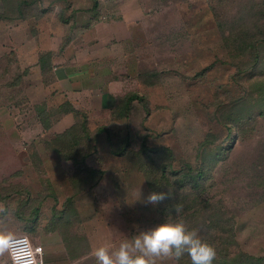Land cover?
<instances>
[{"label": "rangeland", "instance_id": "374dc122", "mask_svg": "<svg viewBox=\"0 0 264 264\" xmlns=\"http://www.w3.org/2000/svg\"><path fill=\"white\" fill-rule=\"evenodd\" d=\"M35 1L23 19L45 14L44 5L49 19H63L74 4L79 27L90 15L80 10L87 9L126 25L130 38L121 48H129L128 58L112 62L121 75L130 70L129 93L139 99L111 128L114 145L129 139L128 153L112 155L100 134L89 143L86 165L101 178L80 190L84 182L72 163L45 144L57 135L46 129L59 109L33 105L16 58L1 56L0 229L29 235L43 247L45 264H96V247L118 248L171 211L215 246L218 260L241 253L264 258V44L250 48L244 37L255 32L253 13L264 0H61L57 7L48 6L54 0ZM58 29L69 33L68 26ZM141 141L160 151L144 161L146 178L137 165ZM169 165L184 180L171 178ZM159 178L160 186H147L146 179ZM159 189L172 198L145 205ZM0 264H9L7 253ZM155 264L175 262L159 257ZM179 264H192L190 256Z\"/></svg>", "mask_w": 264, "mask_h": 264}, {"label": "crops", "instance_id": "0c3cea01", "mask_svg": "<svg viewBox=\"0 0 264 264\" xmlns=\"http://www.w3.org/2000/svg\"><path fill=\"white\" fill-rule=\"evenodd\" d=\"M59 1L54 0L48 6L62 5ZM45 6L46 13L31 20L4 19L1 16L5 7L0 0V57L16 58L21 69L20 78L26 84L33 105L42 103L47 108L59 109L46 130L61 134L83 115L89 130L97 126L111 130L113 124L127 119L116 118L113 111L118 100L134 88L130 70L121 75L112 62L128 58L129 48H121L130 38L126 25L91 15L95 10L87 9V12L80 10L81 15H90L86 25L79 27L74 20L79 12L74 4L68 5L69 12L63 19L60 15L49 19L50 13ZM51 22L55 25L51 26ZM58 26H68L69 33L66 35ZM71 31L77 35H72L73 32L70 35ZM42 54L48 56L43 58Z\"/></svg>", "mask_w": 264, "mask_h": 264}, {"label": "clouds", "instance_id": "9594fccd", "mask_svg": "<svg viewBox=\"0 0 264 264\" xmlns=\"http://www.w3.org/2000/svg\"><path fill=\"white\" fill-rule=\"evenodd\" d=\"M172 198L169 191H150L145 205L158 206ZM179 211V208H176ZM136 227V226H134ZM44 249L35 247L29 235L0 229V255L8 253L12 264H45ZM187 254L192 264H213L216 248L201 238L198 230L189 229L171 211L154 227L140 230L122 241L118 248L110 245L96 247L92 255L96 264H155L159 257H167L179 264Z\"/></svg>", "mask_w": 264, "mask_h": 264}, {"label": "trees", "instance_id": "16d2710c", "mask_svg": "<svg viewBox=\"0 0 264 264\" xmlns=\"http://www.w3.org/2000/svg\"><path fill=\"white\" fill-rule=\"evenodd\" d=\"M3 5L5 7V12L1 16L4 19H18L24 18L26 11L30 9V7L36 2L35 0H2ZM256 10L253 13L254 22H257L256 27L253 28L255 30L254 33H248L247 30L244 32V37L248 41L250 48L256 49L258 44H264V2L257 4ZM258 25V26H257ZM248 37V38H247ZM138 96L135 93H130L125 95L124 97L118 100L115 110L113 111V115L116 118H124L127 117L131 111V104L138 100ZM83 122L78 124L77 122L66 132L62 134L54 135V139L51 142L45 143L48 147H51L52 150L57 154L59 158L65 161H70L74 167L76 177H81L80 180L84 182V185L80 187V190L84 188H93L97 185L101 178V173H99L98 177L94 178V170L89 168L86 165V159L92 154L91 150L88 148L89 143L97 140L100 134L105 133L107 140L110 146V152L114 156H124L128 153L130 148V141L128 138H125L123 145L121 143L120 147L114 145L113 139L115 138L112 131L106 127H99L95 131V137L91 135L93 132L89 130L87 127V120L86 117L83 115L82 119ZM87 140V148L82 151L79 148V143ZM146 142L141 141L139 156L142 164H137L139 169L144 174L145 178L147 177L148 173L145 170L144 161H150V157L153 154H156L160 151H155L149 149L146 145ZM162 152L167 153V149L162 150ZM138 153V152H137ZM169 171H171V178H174L180 183L181 179L184 180V172L182 170L175 171L171 169L169 165ZM165 167L162 171V176L165 177L167 175ZM203 170L199 171V175H202ZM164 178L156 179L155 182L152 184L150 181L146 179V184L149 188H152L153 185L160 186L161 181ZM167 179V178H166ZM91 180V181H90ZM90 181V182H89ZM89 183V184H88ZM160 191V189H159ZM233 232L230 234V238H232ZM236 258V259H234ZM233 260H239L237 264H243L249 260H255L260 263L264 264V258H255L248 256L246 254L241 253L240 255L229 257L225 255L220 260L217 258L214 259L213 264H231Z\"/></svg>", "mask_w": 264, "mask_h": 264}, {"label": "built area", "instance_id": "2783aa9c", "mask_svg": "<svg viewBox=\"0 0 264 264\" xmlns=\"http://www.w3.org/2000/svg\"><path fill=\"white\" fill-rule=\"evenodd\" d=\"M35 247H42L41 245L38 244H33ZM43 248V247H42ZM8 259H9V264H12L11 256L7 253ZM43 256L45 257V251L43 252Z\"/></svg>", "mask_w": 264, "mask_h": 264}]
</instances>
